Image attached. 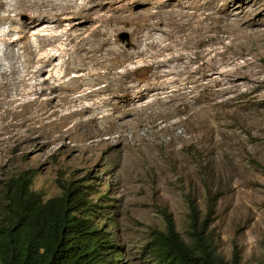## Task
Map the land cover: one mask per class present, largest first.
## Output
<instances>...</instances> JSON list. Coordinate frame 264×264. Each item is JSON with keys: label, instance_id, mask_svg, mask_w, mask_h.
Instances as JSON below:
<instances>
[{"label": "rangeland", "instance_id": "374dc122", "mask_svg": "<svg viewBox=\"0 0 264 264\" xmlns=\"http://www.w3.org/2000/svg\"><path fill=\"white\" fill-rule=\"evenodd\" d=\"M4 1L0 39L29 58L0 40V206L23 172L45 200L87 186L122 263L157 264L153 232L170 216L190 242L210 192L219 254L264 264V0ZM45 54L62 76L20 80Z\"/></svg>", "mask_w": 264, "mask_h": 264}, {"label": "trees", "instance_id": "16d2710c", "mask_svg": "<svg viewBox=\"0 0 264 264\" xmlns=\"http://www.w3.org/2000/svg\"><path fill=\"white\" fill-rule=\"evenodd\" d=\"M23 172L14 190H6L0 206V264H123V253L103 222L100 200L90 199L87 186L70 184L49 199L30 189ZM203 213L189 205L190 242L165 217V229L155 230L146 249L157 264H240L235 250L230 262L219 254L209 227L218 196L208 192Z\"/></svg>", "mask_w": 264, "mask_h": 264}, {"label": "bare ground", "instance_id": "6f19581e", "mask_svg": "<svg viewBox=\"0 0 264 264\" xmlns=\"http://www.w3.org/2000/svg\"><path fill=\"white\" fill-rule=\"evenodd\" d=\"M30 3H31V7H36L37 8V13H40V9L43 7V6H47V5H50V0H28ZM12 2V1H11ZM4 3H6V1L4 0H0V6L3 5ZM15 4L14 3H9L8 6H10V8H12ZM25 9H29V7H26ZM14 26H17V25H14ZM12 26V27H14ZM152 27V26H151ZM16 29H13L12 32H14ZM151 31V30H150ZM8 34V33H7ZM4 39H0L4 44L5 46H7V50H5V52L3 53V55L5 56L6 54L8 53H12L13 54V58L15 57H28L29 56H22V55H19V53L17 54L16 52H12L11 50H9V46L16 40V39H5L6 37H3ZM35 39V38H34ZM38 38H36L35 40H33V42H29L31 44L33 43H36L38 40ZM32 41V40H31ZM153 42V41H152ZM64 47V46H63ZM21 49V48H20ZM13 50V49H12ZM32 51L34 52H37L38 49H32ZM39 55V54H38ZM5 58V57H4ZM41 58V57H40ZM40 58H38V60H40ZM58 56L57 57H49L48 54H45L42 58H41V62L39 61V64L36 66V69L33 73H31L29 75V72H26V73H22L23 70H20L21 72V77H20V80H31V79H36L34 81H37L38 80V83H40L41 81L45 82L48 78H50V74H51V71H53V68H54V71L53 73L56 75V77H61L62 76V64H63V60H58ZM37 60V61H38ZM18 62L17 66H22V64L20 63V61H16ZM28 67V66H27ZM52 67V68H50ZM3 72V71H2ZM29 82V81H28ZM27 82V83H28ZM130 88V87H129ZM136 96V95H135ZM37 98H35L34 100H36ZM26 102L29 101V100H26L24 99ZM32 100V102L34 101ZM31 103V102H30ZM27 104V103H26ZM118 111V110H117ZM39 110H37L36 112V115L33 117V119H35V121L39 122L40 123V126L42 125L43 123V113L41 114H38ZM120 113V112H119ZM121 116V115H120ZM57 130V127H52V130H51V133L52 132H56ZM59 132V131H57ZM60 133V132H59ZM30 134L27 133L23 136V139L25 140H28V139H31L32 136H28ZM61 135L59 137H63V134L60 133ZM53 137H56V136H53L52 134H50V136L47 138L46 140V144H52L50 141Z\"/></svg>", "mask_w": 264, "mask_h": 264}, {"label": "water", "instance_id": "95a60500", "mask_svg": "<svg viewBox=\"0 0 264 264\" xmlns=\"http://www.w3.org/2000/svg\"><path fill=\"white\" fill-rule=\"evenodd\" d=\"M120 37H121V39H122L123 41H125V40L128 39V35H127V34H122Z\"/></svg>", "mask_w": 264, "mask_h": 264}]
</instances>
